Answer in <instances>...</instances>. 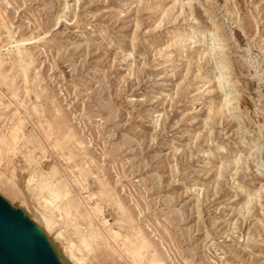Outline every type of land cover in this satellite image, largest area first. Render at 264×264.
Segmentation results:
<instances>
[{
	"label": "rangeland",
	"instance_id": "374dc122",
	"mask_svg": "<svg viewBox=\"0 0 264 264\" xmlns=\"http://www.w3.org/2000/svg\"><path fill=\"white\" fill-rule=\"evenodd\" d=\"M179 6L0 0V132L14 146L0 197L64 264H134L111 230L143 264H264V0ZM214 25L231 50L218 65L198 37L180 41ZM73 172H92L93 203ZM31 175L53 185L54 205L32 195Z\"/></svg>",
	"mask_w": 264,
	"mask_h": 264
},
{
	"label": "bare ground",
	"instance_id": "6f19581e",
	"mask_svg": "<svg viewBox=\"0 0 264 264\" xmlns=\"http://www.w3.org/2000/svg\"><path fill=\"white\" fill-rule=\"evenodd\" d=\"M214 1V0H212ZM221 1V0H220ZM227 2V0H225ZM170 2L173 3V7L176 8L177 5H180L179 8H178V11L177 13L181 14L183 12L186 11V9L190 10L192 9V6H193V0H170ZM179 3V4H178ZM210 4V3H209ZM211 5V4H210ZM187 7V8H186ZM214 8V7H213ZM210 9V8H209ZM209 9L206 11L208 12L209 16H212V13L213 12H210L209 13ZM211 10V9H210ZM214 16V15H213ZM5 17H4V14L2 12V10L0 9V23L1 24H6V21H5ZM8 23V22H7ZM2 25V26H3ZM220 28L219 26H215L214 25V29L212 31H202V30H198L196 33H194L191 37H184L182 38L180 41L182 43H187L189 42L190 40H192L193 38L195 37H198L199 38V41L206 44V49L204 52H207V54L209 55V60H214L216 62V64L218 65L220 62H222V58L224 57V60L226 58H230V55H231V50L229 49H226V45L221 43V41H223L221 39V36H220V32L218 31ZM231 49V48H230ZM230 54V55H229ZM222 57V58H221ZM222 60V61H221ZM223 67H220L218 73L216 74V77H217V82H218V89L221 90V92H226L225 91V88H224V81H226L227 79H229L230 77H232V73L229 71L230 68H228V62H224L223 64ZM220 65V66H221ZM219 67V66H217ZM231 67V66H230ZM26 71V70H25ZM27 73V71H26ZM28 74V73H27ZM26 75V74H25ZM26 79H27V82H28V77L26 76ZM25 79V80H26ZM30 81V80H29ZM228 81V80H227ZM31 82V81H30ZM28 89V88H27ZM26 90V93H28V90ZM33 93V92H32ZM30 94V93H29ZM27 95V94H26ZM28 96V95H27ZM224 103L225 106H228L231 104V101L233 100L230 99L231 97H229L227 94L224 95ZM24 107V103H19V105L17 106V109L18 111H16L15 113H13V118L15 117H18L22 114V111H21V108ZM224 107V106H223ZM34 110V109H33ZM10 120V119H8ZM9 123V122H8ZM13 129V128H12ZM46 129V128H45ZM263 130H264V126H263ZM47 133V132H46ZM264 136V135H263ZM262 136V137H263ZM261 137V136H260ZM261 137V138H262ZM14 149V146H13V143L11 141L8 140V138L6 137V134H5V130L3 129V131L0 132V166L1 164H5L7 165V163L9 162L8 159H9V155L10 153L12 152V150ZM67 161V160H66ZM65 161V162H66ZM72 170V169H71ZM53 171V170H52ZM18 173V172H17ZM83 173V172H82ZM21 174V173H20ZM54 174V173H53ZM73 177L71 178V184L77 188L78 190H80L81 192H85L87 193V200L88 202L90 203H93L94 202V197L95 194H93L92 192H90V188L91 187H88L89 185H87V181L89 179V177L93 176L92 175V172L91 174H84L83 175H76L74 172H73ZM16 175V174H15ZM43 175V174H41ZM36 177H38V175H31L29 176L28 180L26 178V183L27 185L30 187V190L32 191V195L34 194L35 196L36 195H41L46 192H49V195H50V199H45V202L46 204H50V205H54L55 203V199H56V196H54V191H53V185H51V183L48 181V179L44 176H40V178L36 179ZM13 178V177H12ZM95 178V177H93ZM97 180V179H96ZM99 182V181H98ZM89 183V182H88ZM71 185V186H72ZM101 185V183H100ZM72 186V187H73ZM70 189V188H69ZM30 191V192H31ZM71 192V191H70ZM77 192V190L75 191ZM79 193V192H78ZM101 194V193H100ZM86 196V195H85ZM46 197V196H45ZM250 197V196H249ZM253 197H250L248 198V201L246 203V206L250 205L253 201ZM115 201V200H114ZM74 201L72 202H69L66 206V209L69 210V208L72 206ZM84 202V201H83ZM118 202V201H117ZM85 203V202H84ZM89 203V204H90ZM118 204V203H117ZM120 207L122 206L121 203L118 204ZM122 208V207H121ZM124 209V208H123ZM125 212V211H123ZM91 213L92 215L94 216H100L103 218V212L101 210V207L95 203L94 205L91 206ZM73 217V216H72ZM53 222V219L52 218H47L46 220H43L41 223H43V227L46 228V230H49L50 229V223ZM103 222L104 224H107V220L103 219ZM62 224V223H61ZM44 228V229H45ZM73 230V229H72ZM67 231V230H66ZM80 231V230H79ZM45 232V231H44ZM76 232V231H75ZM82 233V232H80ZM110 234L112 235L113 239H115L117 241V244H118V247L119 249L121 250V252L125 255L128 256L129 259L132 260V262L134 264H143L139 259H138V256H137V252L131 247V244L125 239V238H122L120 233H117L115 231H110ZM63 235L62 234H59L58 235V238L60 239ZM78 237V236H77ZM103 238V237H102ZM81 243L83 244V246H85V242H86V238L85 237H82L81 238ZM100 239V238H98ZM80 240V239H79ZM101 240V239H100ZM99 241V240H98ZM120 241H122L120 243ZM72 242V241H71ZM78 242V241H77ZM76 243V241H75ZM80 243V244H81ZM81 244V245H82ZM54 247V249L57 251V248L52 245ZM70 248V247H69ZM83 248V247H82ZM71 249V248H70ZM85 248H83L84 250ZM72 250V249H71ZM73 251V250H72ZM85 251V250H84ZM90 252V251H89ZM115 252V251H114ZM58 253V251H57ZM121 253V254H122ZM59 254V253H58ZM74 258V257H73ZM63 263H65L66 260H64L63 258H60ZM75 259V258H74ZM77 261H75L76 263ZM78 263V262H77ZM149 264V263H148Z\"/></svg>",
	"mask_w": 264,
	"mask_h": 264
},
{
	"label": "water",
	"instance_id": "95a60500",
	"mask_svg": "<svg viewBox=\"0 0 264 264\" xmlns=\"http://www.w3.org/2000/svg\"><path fill=\"white\" fill-rule=\"evenodd\" d=\"M0 264H64L47 236L0 197Z\"/></svg>",
	"mask_w": 264,
	"mask_h": 264
}]
</instances>
